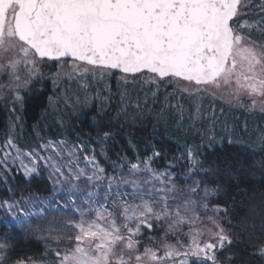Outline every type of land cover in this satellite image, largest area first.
Here are the masks:
<instances>
[{"label": "snow or ice", "instance_id": "snow-or-ice-1", "mask_svg": "<svg viewBox=\"0 0 264 264\" xmlns=\"http://www.w3.org/2000/svg\"><path fill=\"white\" fill-rule=\"evenodd\" d=\"M253 10L259 12V20L247 19ZM253 31H264V0L258 5L252 0H0V74L9 81L0 83V90L7 89L22 104L47 67L53 84L62 76L120 74L125 83L139 80L154 85L156 92L161 85L192 97L227 92L240 106L243 96L251 109L258 106L264 112V44L252 38ZM260 140L264 143V133ZM83 146L81 142L79 150ZM195 151L187 153L193 167L199 163ZM24 155L8 140L0 146V167L8 171ZM69 155L79 163L75 151ZM27 158L33 166L21 161L25 175L37 171L32 158L58 159L35 152ZM85 160L94 168L91 174L87 165L69 166L67 173L58 164L49 165L54 184L62 189L67 183V200L57 207L73 212L75 219L55 231L51 224L34 226L50 242L42 259L51 256L53 264H190L191 256L199 258L196 264H220L217 253L232 240L218 223L220 209L208 206V190L194 181L188 196L178 199L175 180L180 177L133 163L128 171L132 179L121 172L109 177L101 191L97 181L105 170L94 156ZM141 173L145 178H138ZM81 180L91 191L79 197L78 205ZM0 207L24 216L45 211L39 198ZM201 215L211 227L202 226ZM154 222L166 225L161 248L145 247L141 252L142 229L152 230ZM179 235L187 244L166 243ZM4 251L0 246V264L5 262ZM259 255L264 256V247Z\"/></svg>", "mask_w": 264, "mask_h": 264}, {"label": "trees", "instance_id": "trees-1", "mask_svg": "<svg viewBox=\"0 0 264 264\" xmlns=\"http://www.w3.org/2000/svg\"><path fill=\"white\" fill-rule=\"evenodd\" d=\"M252 2L260 4V0ZM247 18L259 20L260 14L253 10ZM252 38L258 44H264V31H253ZM51 84L48 81L43 87L29 93L17 115L9 112L8 107L0 100V141L13 132H23L33 140L37 137L36 133H45V117L53 103ZM99 84L100 96L95 92L91 107L81 108V114L69 119L65 125V135L68 137L85 132L88 134L86 138L98 139L97 145L106 147V155L111 162H120L124 160L123 157L137 159L139 155L159 151L160 155L154 160L159 168L169 167L168 163L174 161L172 153H177L178 150L186 152L190 145L198 146V138H189L175 127L167 128L162 117L158 118L157 114L165 106L173 108L178 103L175 93H164L166 85H161L160 90L153 95L154 85H135L131 82L123 84L114 77ZM129 86H143L149 90V102L142 104L134 113L125 109L124 105V101L129 100ZM103 104L107 107L103 108ZM13 117L19 119L14 120ZM260 129L264 133V115ZM216 135L214 138L218 139ZM232 138L234 141L228 142L223 138L221 143L209 146L207 136L202 146L205 170L201 176L215 190L217 196L214 204L225 210L224 223L232 240L222 253H218V260L221 264H264V256L259 255V249L264 247V143L260 138L247 142L252 144L253 149L237 142L246 141L239 135ZM13 175L15 182L10 184L12 183L16 195L46 194L49 191V183L44 178L27 181L18 170H13ZM10 193L6 184L0 181V198H7ZM7 224L0 208V235L3 236L0 243L5 247L4 264H21L27 261L53 264L51 256L42 259L47 249L44 243L28 239L17 230V235L11 237L9 234L13 233L14 228L10 232ZM160 233L161 230L156 227L145 230L142 237L147 242L157 243ZM191 264H196V261Z\"/></svg>", "mask_w": 264, "mask_h": 264}, {"label": "rangeland", "instance_id": "rangeland-1", "mask_svg": "<svg viewBox=\"0 0 264 264\" xmlns=\"http://www.w3.org/2000/svg\"><path fill=\"white\" fill-rule=\"evenodd\" d=\"M42 71L44 73L43 79L38 81L34 80L33 86H31V90L28 91L27 95L36 88L43 87L48 81H50V84L52 83L50 89L53 91V103L50 107V110L46 114L44 122L45 125L43 126L46 128V131L42 135H37L38 133H36L37 137L34 140L23 132H13V134L0 141V146H3L8 140H11L16 148H19L25 154L24 156L20 157L15 164H12L8 171H5L3 167H0V181L6 184V186L11 191L7 198H0V205H4L5 202H16L21 200L30 201L34 200L35 198H39V201H43V207L45 211L43 214L37 213L33 216H24L18 215L16 213L9 214L4 209V207H0L2 218L5 222H8L7 227L10 232H12V229L14 228L13 233L9 234L11 237H15V235H17L15 232L17 230L20 231L21 234H25L24 236L28 239L32 238L41 241L48 248L50 246V242L42 238L44 233H36L34 226L36 224H40L42 228H45L48 224H51L53 231H55L64 226L68 220L75 219V214L73 212L62 210L57 207L58 204H62L67 200V183L64 184L62 189L55 185L53 169L49 165L58 164L67 173L69 166H78L81 168L85 167L87 165L85 156H94L100 168L105 170L103 178L97 181L101 187V191H103V186L108 182L109 177H119L121 172H123L125 178L132 179L133 177L128 176V171L130 165L133 163H139L142 168L144 164H150V168L152 170L157 172L171 171L174 177H180L179 179L175 180L177 187L176 196L178 199H184L188 196L187 189L189 186L193 185V182L195 181V183L199 185L200 189H206L209 193H211L208 199V206L210 209H220V211L217 213L219 216L218 223L227 233V226L224 223L225 210L224 208L214 204V198L217 196L215 190L210 188V185L207 184V181H204L201 176L205 170L204 162L202 160V155L204 153L202 146H204V138L207 136L210 144L209 146H213L221 143L223 138L228 140V142L234 141L232 137L239 135L243 138V140L246 141L243 142L239 140L237 142L246 144L247 146L253 148L251 146L252 144H247V142L250 143V141L259 140L261 134L263 133V131L260 129V124L264 112H261L258 106L256 109H251L248 99L243 96H241L240 99L244 106H240V104L231 102L227 92L219 93L215 97L207 94L201 95L199 97H192L181 91H178L177 88L166 85L164 86V93H175V95H177L176 97L178 98V103L175 104L173 108L165 106V109L160 110V112L157 114L158 118L162 117V122L164 123L165 127H175L177 131H183L186 133L189 138H198V146L190 145L186 152L178 150L177 153H172L174 161L168 163V168H159L156 165L157 163L154 162L158 156L155 155V153H159V151L139 155V158L137 159L123 157L124 160L120 162L117 160L111 162L106 155V147L103 145H97V143H99L98 139H93L90 137L86 138L88 134L85 132L82 134L78 132L76 133L78 135H74L75 137H68L65 135V125L69 119H73L74 116L81 114V108L89 109L91 107V103L94 102L93 97L95 96V92L100 96L101 92L99 90V86L101 84L99 83L103 80H108L109 78L114 77L117 79V82L120 81L123 84L130 82L134 83L135 85L149 86L150 84L142 83L139 80L133 81L131 79L125 83L121 79L120 74H108L101 78L93 77L91 74L84 77H73L72 79L62 76L58 81H56L55 84H53L51 80L52 72L47 67L43 68ZM21 74L23 75L22 70ZM8 82L9 81L5 75L0 74V83L7 84ZM106 89H108V87H106ZM127 90L130 92V96L129 100L124 101V105L125 109H129L130 112L133 111L134 113L141 107L142 104L149 102L150 100V97L147 93L149 90L147 88H143V86H129ZM155 91L156 89L154 92ZM21 95L24 94L21 93ZM0 100L5 103L9 109V112L13 113L14 115H17V111L19 112L22 109V104L16 102L13 99V94L7 89L0 90ZM102 107L105 108L107 105L103 104ZM13 108L16 109L15 112L12 111ZM215 134H217L216 137L218 139L214 138ZM81 142H83L84 145L83 150H79ZM65 145L68 147H65ZM189 149L196 150L194 155L199 163L196 164L195 167H193L192 162L187 155ZM12 151H14V149ZM74 151L76 152L77 156H79L78 164L76 156L69 155L70 152ZM29 152H35L39 157L52 156L58 157V159L45 162L43 159L35 161V158H32L36 163L37 171L30 175H25L24 168L20 166V164L22 161L23 165H27L29 168L33 166L31 163H29V158H27V153ZM13 170H18L23 173L27 181H32L34 179L40 180L43 178L46 179L49 183L48 193L16 195L15 190L11 186V184L15 182ZM87 170L89 174H91L94 171V168L92 165H87ZM145 176L146 174L141 173L138 178L143 179ZM10 182L12 183L10 184ZM78 183L82 190L77 194V204L79 205V197L85 196L87 191H91V187L83 180L79 181ZM128 190L130 191L131 189L129 188ZM54 195L56 196V199L53 198ZM199 195L202 196L203 191H200ZM23 206L25 208L28 207L27 204ZM40 206L41 205L37 203V208ZM200 220L203 222L202 226L211 227V224L208 222L206 216L201 215ZM156 227L161 230L159 235L160 239H158L157 243H150L146 241V238L142 237L140 247L141 252L145 247L153 249L161 248V239L165 236L164 229L166 228V225L163 223L154 222L152 230ZM67 230L68 229L65 228V231ZM182 231L183 233H187L189 229L184 227ZM142 232L144 235L145 229H142ZM0 236V240L1 238L3 239V236ZM177 240H182L187 244V239L184 235L170 236L166 240V243L175 244ZM0 246H2V243H0ZM227 246L228 245H225V248ZM3 249H5V247H3ZM198 259L199 258L197 257H188L190 264L193 261H197Z\"/></svg>", "mask_w": 264, "mask_h": 264}]
</instances>
